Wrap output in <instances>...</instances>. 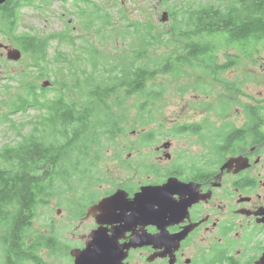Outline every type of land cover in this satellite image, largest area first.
<instances>
[{
    "label": "trees",
    "instance_id": "obj_1",
    "mask_svg": "<svg viewBox=\"0 0 264 264\" xmlns=\"http://www.w3.org/2000/svg\"><path fill=\"white\" fill-rule=\"evenodd\" d=\"M34 1L0 7V33L29 60L26 71L0 74V128L14 135L0 146V264H49L38 260L32 224L40 194L53 191L56 178L68 182L98 171L120 130L150 122L169 87L211 96L222 86L228 96L212 110L220 117L232 112L230 96L243 88L245 75L229 73L264 51V0H176L167 25L130 19V0L107 9L74 0L80 37L70 30L19 32L22 8ZM163 47L173 49L156 53Z\"/></svg>",
    "mask_w": 264,
    "mask_h": 264
},
{
    "label": "flooded vegetation",
    "instance_id": "obj_2",
    "mask_svg": "<svg viewBox=\"0 0 264 264\" xmlns=\"http://www.w3.org/2000/svg\"><path fill=\"white\" fill-rule=\"evenodd\" d=\"M248 106L263 111H244ZM242 109L243 115L230 120L227 113L211 127L182 123L165 133V128L121 129L115 141L135 151L128 154L133 159L121 156L116 166L130 168L120 169L118 180L70 198L75 217L34 232L40 239L38 260L264 264V102ZM167 133L173 139L157 141ZM176 139L188 142L180 152L170 150ZM191 139L198 143L190 145ZM151 148L156 160L148 159ZM73 178L71 187L56 178L55 190L41 193L38 207L73 190ZM144 187L149 190L142 192ZM118 190L123 192L112 198ZM62 212L53 220L59 222Z\"/></svg>",
    "mask_w": 264,
    "mask_h": 264
},
{
    "label": "rangeland",
    "instance_id": "obj_3",
    "mask_svg": "<svg viewBox=\"0 0 264 264\" xmlns=\"http://www.w3.org/2000/svg\"><path fill=\"white\" fill-rule=\"evenodd\" d=\"M48 6L42 5L40 3L47 4ZM99 6L104 9L109 8L110 4L115 2V0H94ZM130 3H127L128 14L130 19H140V20H154L156 24H169V21L163 23L161 21L162 13L174 6L176 0H130ZM196 1L198 0H189ZM208 1V0H204ZM74 0H35L34 3H37L39 6L35 5H25L22 8L20 14V23H19V32H28L35 33H60L70 30L73 35H83V26L82 21L79 18V15L76 12V7L73 4ZM117 10V8L115 9ZM126 13V12H125ZM123 15V14H122ZM116 24V22H115ZM79 39V38H78ZM77 41H81L80 39ZM4 44L9 47H18L10 39L5 38V36L0 33V45ZM56 42H53L52 48L56 45ZM1 47V46H0ZM168 47H163L159 49L156 53L162 54L169 52ZM233 53L236 52L235 48L231 49ZM3 60H7V51L6 49L0 48V74L3 73H12L17 71H26L28 59L26 54L23 52L22 58L15 62L11 61L6 63ZM189 76H193L191 72H188ZM229 75L232 76H244V86L241 90L233 92L230 96L232 99L233 110L229 112L231 119L236 118V115H243L242 104H254L264 102V51L260 56L255 55L254 59H247L245 57V64H240L238 67ZM236 78V77H231ZM49 80L48 78H46ZM53 79V77H51ZM45 81V80H43ZM168 86V83H165ZM246 86V87H245ZM172 91L170 95H165L164 98H160L156 101L155 111L151 112L152 119L150 122H147L145 126H135L133 128L127 129H137V128H157L163 129L162 133L168 131L177 124L182 123H201L204 126L211 127L215 123L224 121L221 119L218 114L212 110V107L218 103L219 100L228 96L222 88L218 86L215 90V94L211 96H206L204 94L196 93L193 91L183 93L179 88L176 90L175 86L173 89L169 87ZM135 97L131 98L130 103L133 102ZM135 111V107H132V112ZM32 113V111L30 112ZM216 113V114H215ZM236 114V115H234ZM217 115V116H216ZM20 123L22 118L15 117ZM133 116L130 115L129 119L131 120ZM238 125H241L238 122ZM170 133L166 135H161L157 141H163L165 139H173ZM14 138L12 132H4L3 128H0V146L10 142ZM188 144L186 140L176 139L175 143L172 144V149H177L179 152L183 149L185 144ZM198 141L191 139L190 145H196ZM191 148V146H189ZM197 148V147H196ZM135 151L133 148L129 147L126 143H121L120 139H117L113 144H110L106 147L104 156L101 162L98 164V171L94 169L93 175H78L72 179V185L75 187L71 191H66L64 197L58 195V197L47 201L46 205L39 206L37 213L33 220L32 229L34 232L43 231L45 229H50L58 226L62 221L67 220V217H75L77 212L71 207L70 198L77 199L81 198L82 195L88 192L89 189L94 187H99L101 184L106 186L108 182L116 181L120 178L119 170L124 168H130V164L127 163L121 167L116 166V162L120 160L121 156L126 160L130 161L128 154ZM154 148L148 150L150 157L148 159L156 160L155 154L153 153ZM178 153V152H177ZM153 156V157H152ZM98 172V173H97ZM98 177H102L101 180ZM122 178H125L122 177ZM68 182H66L67 184ZM69 187L70 184H67ZM55 190V189H54ZM60 208H63V216L59 222L54 221L53 219L58 217V211Z\"/></svg>",
    "mask_w": 264,
    "mask_h": 264
},
{
    "label": "water",
    "instance_id": "obj_4",
    "mask_svg": "<svg viewBox=\"0 0 264 264\" xmlns=\"http://www.w3.org/2000/svg\"><path fill=\"white\" fill-rule=\"evenodd\" d=\"M7 0H0V7L6 2ZM170 20V13L169 11L165 10L163 13H162V17H161V21L163 23H166ZM1 47H4L7 51V59L10 61H19L21 58H22V54H23V51L18 48V47H9L7 45H4V44H1L0 45ZM51 80H45L43 82V85L44 86H49L51 84ZM149 190L148 187H144L142 189V192H147ZM120 192H123V190H118L113 196L112 198H115L118 194H120ZM78 264H80V258H78Z\"/></svg>",
    "mask_w": 264,
    "mask_h": 264
}]
</instances>
